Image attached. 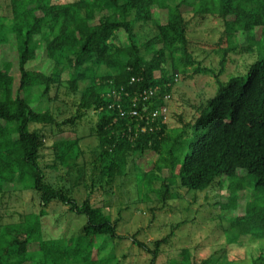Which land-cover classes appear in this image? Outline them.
Masks as SVG:
<instances>
[{
  "label": "trees",
  "instance_id": "trees-1",
  "mask_svg": "<svg viewBox=\"0 0 264 264\" xmlns=\"http://www.w3.org/2000/svg\"><path fill=\"white\" fill-rule=\"evenodd\" d=\"M6 1L9 11L0 13V51L15 52L18 80L16 85L12 62L4 61L0 68V211L11 215L2 208L9 193L6 185L33 192L41 209L24 215L15 212L17 216L10 219L0 212V264H118L114 254L103 256L100 246L94 245L100 237L130 239L150 255L149 264H156L162 244L183 223L175 224L150 247L136 239L138 232L118 234V220L93 203L89 193L78 202L71 187L51 181L46 168L68 170L82 152L80 137H52L66 130L75 132L72 127L89 110L97 116L90 135L96 138L93 166L100 181L124 175L132 157L153 152L152 166L136 173L137 181H145L140 195L145 201L154 193L158 202L167 205L179 198L178 186L203 191L225 182L227 192L218 205L236 211L240 194L251 189L244 213L228 218L223 228L225 246L203 259H197L200 248H182L169 264L197 260L234 264L227 251L241 236L264 238V0ZM153 7L166 10L165 23L152 17ZM182 9L191 16L187 18ZM192 18L198 22L209 18L221 26L210 44L219 56L217 67L203 65L193 54L187 35ZM138 23L154 26V33L143 42L136 40ZM121 30L127 45L118 42ZM40 47L52 62L48 73L28 67ZM232 54L256 57L247 64L244 76L231 74L221 82ZM64 71H68L65 84L74 97L75 111L58 119L63 107L54 102L59 100ZM198 74L214 79L213 94L189 104L192 116L184 120L180 115L181 125L169 127L161 109L171 98L174 80ZM86 81L88 85L80 90V83ZM36 90L38 99L33 100ZM43 97L48 104L37 106ZM154 110L158 114L153 117ZM52 202L66 206L75 217H85L76 233L47 236L42 218ZM33 243L38 249L29 250ZM260 252L250 264H264Z\"/></svg>",
  "mask_w": 264,
  "mask_h": 264
},
{
  "label": "rangeland",
  "instance_id": "rangeland-1",
  "mask_svg": "<svg viewBox=\"0 0 264 264\" xmlns=\"http://www.w3.org/2000/svg\"><path fill=\"white\" fill-rule=\"evenodd\" d=\"M64 2L65 0H58ZM0 13L9 11L8 2L1 0ZM184 7L185 10H188ZM183 10V9H182ZM185 10L184 13H185ZM188 18L191 16L185 13ZM152 17L160 23L166 22V10L152 8ZM188 38L193 42V54L209 67H217L219 56L210 47V44L216 41L218 30L221 26L217 21H211L209 18L204 22H198L197 19H191ZM136 40L143 42L154 33V26L150 23L137 24L135 28ZM119 44L127 45V37L121 30L118 32ZM242 41L243 37L240 36ZM35 43L40 45L38 36H35ZM256 56L244 54H232L229 62L226 64L224 72L220 76V81L225 82L233 75H245L246 66L255 59ZM4 61L12 62L11 74L15 78V84L18 80L17 61L15 52L8 50L0 51V68ZM29 68L42 70L48 73L52 68V62L45 58L44 50L40 47L36 51V59L30 61ZM246 69V70H245ZM102 72L104 69L101 70ZM68 71L62 74L63 84L59 87V100L54 102L56 106H62L58 119L68 117L74 113V97L67 89L65 80L68 77ZM88 85V81L80 83V90ZM16 87V86H15ZM216 88L214 79L209 75L198 74L193 78H183L177 76L174 80V86L171 91V98L167 101L166 122L169 127L180 126L179 116L184 120L189 119L193 114V109L189 104L200 103L203 97L213 94ZM39 91L32 92L31 99H38ZM53 96V91L51 92ZM203 102V101H202ZM48 99L45 97L37 101V106L45 107ZM66 106H65V105ZM58 112H56L57 114ZM97 121L96 113L92 110L87 111L76 125L73 126L75 132L68 130L52 137V140L71 139L75 136L80 137L81 153L75 159L70 168H59L51 170L46 168L47 175L53 182L63 183L72 188L73 196L81 202L89 193L90 200L98 206H102L106 214L113 220H118L117 233L120 235L132 236L136 232V239L147 243L152 247L155 240L169 234L173 226L182 223L178 228H173V234L168 241L162 244L161 254L156 264H169L171 258H178L180 249L200 248L197 259H203L209 254H213L221 247L226 245V239L223 228L227 226L228 218L244 213L243 203L249 196L251 189H247L240 194V205L236 211H224L219 207V202L224 200L226 185L225 182L220 185L213 184L203 191H188L178 186L179 198L170 200L167 205L158 202L154 193L149 194V199L145 201L140 196L145 192V181L136 180V173L141 170L149 169L154 160L153 152H146L142 157H130L127 171L124 175L116 176L114 179L106 182L99 180V170L94 168L93 160L95 158L92 149L96 145V138L92 135V129ZM39 125H32V128ZM31 128V125L30 127ZM54 130V129H52ZM49 138L48 144L51 143ZM51 159L47 157L46 164ZM168 175L167 171L163 172ZM106 180V179H105ZM93 184V187L91 185ZM6 192H9L5 198V204L2 207L11 212V215H5L4 218L10 219L18 214L24 215L30 212H38L41 209L38 198L29 190H18L11 185L5 186ZM47 215L42 218V224L47 236L53 238L67 237L76 233L80 225L85 223V217L67 213V207L59 203L52 202L46 207ZM95 246H100L103 256L114 254L118 264H149L150 255L133 245L130 239L118 240L109 237L98 238ZM29 250L38 249L37 243L29 244ZM104 251V252H103ZM264 252V238L254 239L249 236H241L236 245H231L227 251L229 259L235 261L234 264H250L252 260L261 252ZM264 254V253H263ZM124 255V256H123ZM200 260H197L199 264ZM238 262V263H237Z\"/></svg>",
  "mask_w": 264,
  "mask_h": 264
},
{
  "label": "built area",
  "instance_id": "built-area-1",
  "mask_svg": "<svg viewBox=\"0 0 264 264\" xmlns=\"http://www.w3.org/2000/svg\"><path fill=\"white\" fill-rule=\"evenodd\" d=\"M164 98H165V100H168V99H169V95H165ZM161 112H162L163 114L165 113V116L163 117V119H164V121H165V120H166V112H167V108H166V107H163V108L161 109ZM120 113H122V111H121ZM131 113H132L133 115H136V114H137V111H136L135 109H133V110H131ZM157 114H158V111H157V110H154V112L152 113V116L154 117V116H156Z\"/></svg>",
  "mask_w": 264,
  "mask_h": 264
}]
</instances>
